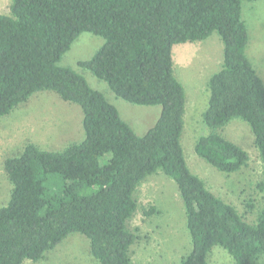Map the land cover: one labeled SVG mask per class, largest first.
Here are the masks:
<instances>
[{
    "label": "trees",
    "instance_id": "obj_1",
    "mask_svg": "<svg viewBox=\"0 0 264 264\" xmlns=\"http://www.w3.org/2000/svg\"><path fill=\"white\" fill-rule=\"evenodd\" d=\"M246 1L258 0H11L9 13L0 14V119L50 91L81 108L85 138L62 151L29 142L5 160L13 189L0 208V264L40 262L73 233L90 240L100 264H133L139 236L128 222L139 209L135 193L158 171L174 180L185 207L193 249L179 264H209L215 246L236 264L255 263L264 253V205L248 223L190 171L181 142L186 94L173 59L175 45L220 36L224 63L208 83L204 122L213 130L234 118L251 126L262 162L257 188L264 194V84L246 55ZM83 33L105 44L81 67L117 98L162 107L144 136L84 77L59 65ZM196 153L225 174L250 161L219 134L201 137Z\"/></svg>",
    "mask_w": 264,
    "mask_h": 264
},
{
    "label": "rangeland",
    "instance_id": "obj_2",
    "mask_svg": "<svg viewBox=\"0 0 264 264\" xmlns=\"http://www.w3.org/2000/svg\"><path fill=\"white\" fill-rule=\"evenodd\" d=\"M10 5L11 0H0V14L9 13ZM242 20L248 35L246 55L264 84V0L243 2ZM104 44V38L83 33L59 65L84 77L93 89L103 93L118 108L123 120L138 136H144L161 116L162 107L138 106L117 98L106 82L79 65L90 60ZM173 59L175 76L186 94L181 142L187 165L211 192L233 205L248 223H254L264 205V194L257 188L263 178L262 162L254 145L253 130L240 118L213 130L203 118L209 105L208 83L221 71L224 63L222 40L215 33L205 41L175 45ZM27 103L10 116L0 119V208L8 204L13 189L4 169L7 158L15 156L32 140L42 150L62 151L85 138L83 113L78 105L67 103L50 91L36 93ZM210 134H219L243 148L250 157L248 166L240 172L225 174L198 156V140ZM135 198L139 209L128 222V230L139 236L131 248L133 264H179L192 252L193 246L184 203L176 183L158 171L138 187ZM248 204L255 209H250ZM152 208H156L158 213L148 217L145 212ZM208 263L236 264L234 258L219 246L212 249ZM24 264L100 263L92 255L90 240L82 234L73 233L48 252L42 261L35 263L27 260ZM254 264H264V253Z\"/></svg>",
    "mask_w": 264,
    "mask_h": 264
},
{
    "label": "crops",
    "instance_id": "obj_3",
    "mask_svg": "<svg viewBox=\"0 0 264 264\" xmlns=\"http://www.w3.org/2000/svg\"><path fill=\"white\" fill-rule=\"evenodd\" d=\"M37 96V95H36ZM28 103H26L25 105H27ZM24 106V105H23ZM22 107V106H21ZM15 137V135L13 136ZM13 137H10V138H13ZM31 143H34V141L32 140ZM35 144V143H34Z\"/></svg>",
    "mask_w": 264,
    "mask_h": 264
}]
</instances>
